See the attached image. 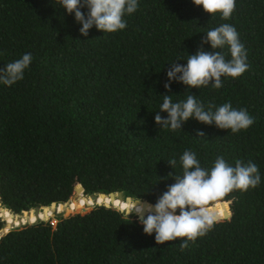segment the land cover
<instances>
[{"label": "trees", "instance_id": "16d2710c", "mask_svg": "<svg viewBox=\"0 0 264 264\" xmlns=\"http://www.w3.org/2000/svg\"><path fill=\"white\" fill-rule=\"evenodd\" d=\"M125 20L124 30L93 28L82 37L51 0H0V69L25 53L33 57L22 80L0 86V264H264V0H236L228 20L210 19L191 0H139ZM223 23L239 33L248 70L219 90L190 94L206 108L230 102L246 109L254 124L237 134L194 120L181 132L160 130L157 95L186 99L182 85L165 92V65L186 60L202 34ZM185 150L203 167L219 156L255 163L262 180L214 202L221 220L182 250L179 240L157 245L134 218L128 223L123 202L99 195L155 203L174 183L152 187L157 177L172 174L167 161ZM173 171L181 174L178 163ZM53 203L68 212L92 207L46 219ZM36 208L48 210L31 223ZM24 214V224L8 230Z\"/></svg>", "mask_w": 264, "mask_h": 264}, {"label": "clouds", "instance_id": "9594fccd", "mask_svg": "<svg viewBox=\"0 0 264 264\" xmlns=\"http://www.w3.org/2000/svg\"><path fill=\"white\" fill-rule=\"evenodd\" d=\"M191 2L210 19L219 15L220 19L228 20L236 6V0ZM51 3L57 11L71 15L80 26L79 35L87 37L93 28L103 34L124 30L127 27L125 17L137 11L139 0H55V3L51 0ZM204 45L210 50H205ZM32 60V54L25 53L0 69V86L10 87L22 80ZM165 66V92L170 93L171 85L176 83L185 88L183 94H186V99L174 101L173 97L180 95H157L162 97V102L159 109L154 111L156 115L153 120L160 130L181 132L183 125L194 120L204 126H214L218 130L237 134L254 124V118L246 109L234 108L230 102L206 108L197 95L190 94L193 89L219 90L225 79L238 78L248 70L247 52L233 25L223 23L208 30L202 34L200 46L194 54L187 53L186 60H174ZM161 113L166 115L162 118ZM203 135L198 132L197 138ZM167 163L172 174L164 178L156 176L157 183L152 187L162 179H172L174 183L167 187L155 203L142 200V195L128 197L123 202L121 214L128 223H132L130 217L134 218L144 235L154 236L157 245L179 240L182 250L189 247V242H195L197 238L206 235L219 222L214 202L233 191L255 189L262 180L255 163L245 164L238 160L232 165L219 156L210 168L203 167L197 153L191 150H185L178 161L172 159ZM177 163L180 175L173 171Z\"/></svg>", "mask_w": 264, "mask_h": 264}, {"label": "water", "instance_id": "95a60500", "mask_svg": "<svg viewBox=\"0 0 264 264\" xmlns=\"http://www.w3.org/2000/svg\"><path fill=\"white\" fill-rule=\"evenodd\" d=\"M81 191H82V189L80 188V189H78V193L79 194H81ZM99 196H102V197H104V198H106V197H109L113 202H115L116 201V199L117 200H119L120 201V203L121 202H124L127 198H124L123 197V195L121 194V193H117V194H113V193H111L110 195H108V196H106L105 194H100ZM92 200H94V201H96L97 199H98V197L97 196H91L90 197ZM98 205H100L99 203H97ZM220 204H223V203H220ZM104 205L105 206H107V207H114V208H116V206H114V205H110V204H106V203H104ZM57 205L56 204H52L48 209H49V211H56L57 210ZM215 207V206H214ZM48 209H43V210H40V208H36L34 211H33V213H34V216L37 218L35 221H32L31 223H33V222H36L38 219H40V220H42L41 218H39V214H40V212H42V213H45ZM120 211H122V209L120 208L119 209ZM3 211V210H2ZM86 212V208H83V209H81V213H85ZM1 217V216H0ZM3 218V217H2ZM227 218H229V215L228 216H225L224 215V218L223 219H227ZM221 220V219H220Z\"/></svg>", "mask_w": 264, "mask_h": 264}, {"label": "rangeland", "instance_id": "374dc122", "mask_svg": "<svg viewBox=\"0 0 264 264\" xmlns=\"http://www.w3.org/2000/svg\"><path fill=\"white\" fill-rule=\"evenodd\" d=\"M78 198H80V197H75V198H73L74 200H76V199H78ZM92 207V206H91ZM91 207H88V208H86V210H89ZM75 213H81V210H79V211H72V212H68V211H66V208L65 209H63L62 211H59V210H56V211H51V214H50V216H48V217H46V219L47 218H49V217H53V215H55V214H58V215H61L62 217H67V216H69V215H72V214H75ZM26 218H27V216L24 214L23 216H22V218H19V217H13V219H14V221H17L18 223L19 222H21V223H19V224H11L12 226H10L9 228H8V230H10V229H12V228H15V227H18L19 225L21 226V225H23L24 224V222H22L21 221V219H25L26 220ZM6 232V231H5ZM5 232H0V235H2V234H4Z\"/></svg>", "mask_w": 264, "mask_h": 264}, {"label": "built area", "instance_id": "2783aa9c", "mask_svg": "<svg viewBox=\"0 0 264 264\" xmlns=\"http://www.w3.org/2000/svg\"><path fill=\"white\" fill-rule=\"evenodd\" d=\"M56 222H57L56 220H52V221H51V225H52V226H55Z\"/></svg>", "mask_w": 264, "mask_h": 264}]
</instances>
